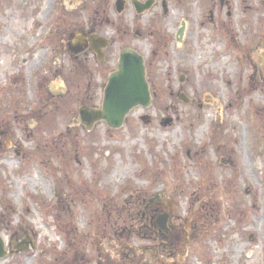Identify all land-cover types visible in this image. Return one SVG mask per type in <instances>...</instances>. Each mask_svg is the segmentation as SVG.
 <instances>
[{"label":"rangeland","instance_id":"rangeland-1","mask_svg":"<svg viewBox=\"0 0 264 264\" xmlns=\"http://www.w3.org/2000/svg\"><path fill=\"white\" fill-rule=\"evenodd\" d=\"M116 1L0 0V264H264V73L213 65L215 46L160 55L151 105L87 128L79 110L101 109L108 74L70 53L71 33L162 15L163 0L142 15ZM164 1L162 33L185 13ZM169 214L178 239L157 230Z\"/></svg>","mask_w":264,"mask_h":264},{"label":"flooded vegetation","instance_id":"flooded-vegetation-1","mask_svg":"<svg viewBox=\"0 0 264 264\" xmlns=\"http://www.w3.org/2000/svg\"><path fill=\"white\" fill-rule=\"evenodd\" d=\"M149 1L132 0L129 2L128 0H123V8L120 14L130 4L138 14L137 4L145 6ZM158 1L160 2V0H153L151 9L156 8ZM171 1L173 6L179 5L176 7L184 9L185 13L179 22L175 21L176 23H172V29L166 31V33H162L159 21L168 13V4L164 0L162 1L161 16H153V19L142 21V23H139L138 20L137 23L132 21L131 24L117 30V37L109 36L104 32L105 25L111 22L110 18L106 15H104L106 18L96 16L89 29L83 30L87 35V50L81 55L75 56V58L78 59L83 55L89 54L96 62L97 67L105 70L101 72L102 74L105 72L110 74L109 62L114 57L113 64L115 65L116 56L119 53L116 65L118 67L120 54L125 50L141 55L144 58L147 70L148 66L150 68L155 66V58L157 56L170 54L175 57L176 53H178L196 57V55L200 54V51L205 54L207 51L206 47L211 50V46H215L216 49L212 51L211 58L214 59L215 55H218L219 60L213 61V65L216 64L220 67L224 64L221 61L223 57L224 61L227 58L228 63L233 65V68H236L237 73L244 72V64L249 68H252V65L255 64V67L258 66L264 73V32L262 31L264 29V19L261 18L264 16L262 13L264 12L263 0H258L259 5L249 11L247 9L250 6L238 9V0ZM115 9L117 11L116 4ZM96 14L99 15V13ZM251 17H254L257 22L252 23ZM74 33H71V35ZM143 40L148 42V46L144 47V49L141 46V41ZM142 52L147 53L148 56L142 54ZM147 78L149 81V76ZM254 85L257 86L256 84ZM189 101L186 100L185 102L188 103ZM192 102L194 101L191 100ZM169 218L170 224L172 220L170 214ZM156 227L165 237L179 238L174 234H179L180 232L178 230L173 232L175 229L170 226L167 233H164L158 227L157 221Z\"/></svg>","mask_w":264,"mask_h":264},{"label":"water","instance_id":"water-1","mask_svg":"<svg viewBox=\"0 0 264 264\" xmlns=\"http://www.w3.org/2000/svg\"><path fill=\"white\" fill-rule=\"evenodd\" d=\"M152 3L153 0H150L145 6L137 4V11L141 13L146 9H150ZM122 8L123 1L119 0L117 3L118 12H121ZM85 36L84 33H81L71 37L74 44L70 42V49L74 54H79L86 49ZM75 43L77 44L76 47ZM151 99L144 60L135 53L127 51L121 55L118 70L109 77L104 91L102 108L96 110L86 106L82 107L80 109L81 121L88 128H92L99 121H105L110 128L119 129L132 109L138 106L149 107ZM157 223L163 231L168 232V215L160 216ZM28 242L24 241L20 245H15V248L21 251L27 250ZM5 257H7L5 244L2 237H0V260Z\"/></svg>","mask_w":264,"mask_h":264}]
</instances>
